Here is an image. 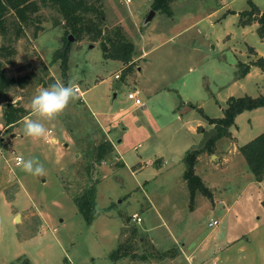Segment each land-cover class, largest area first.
<instances>
[{"label":"rangeland","instance_id":"rangeland-1","mask_svg":"<svg viewBox=\"0 0 264 264\" xmlns=\"http://www.w3.org/2000/svg\"><path fill=\"white\" fill-rule=\"evenodd\" d=\"M97 1L103 31L119 26L134 44L131 68L104 58L99 41L69 35L62 63L64 20L55 24L60 15L49 8L36 37L33 25L11 34L16 51L3 58L4 70L31 81L9 89L27 112L13 126H4L0 103V264L19 257L31 264H264V177L254 179L238 149L264 131V109L238 114L231 135L197 155L194 170L210 196H191L182 177L183 156L208 126L200 111L221 117L228 97L264 93L259 67L238 74V63L264 58L256 20L239 23L252 5L264 11V0H171L170 15L155 11L146 21L152 0ZM53 83L79 91L55 118L34 116L32 98ZM134 88L140 105L127 97ZM29 116L44 124V136L24 134ZM108 137L116 148L97 163L94 147ZM20 156L36 157L43 174L17 166ZM138 161L143 168L134 173ZM91 185L98 216L87 224L74 197ZM211 218L218 222L209 227ZM119 243L134 255L114 263L108 254Z\"/></svg>","mask_w":264,"mask_h":264},{"label":"trees","instance_id":"trees-1","mask_svg":"<svg viewBox=\"0 0 264 264\" xmlns=\"http://www.w3.org/2000/svg\"><path fill=\"white\" fill-rule=\"evenodd\" d=\"M170 1L171 0H152L150 9L170 15ZM45 8H49L60 15L59 19H56L55 24L58 23L61 18L64 20V34L62 38L65 47H62V50L57 53V57L61 58L62 63H65L68 59L69 43L67 42V36L71 35L75 40L88 38L91 41H99L104 58L119 60L124 63L127 68H131L134 44L121 33V28L119 26L115 27L113 31H103L104 11L99 1L0 0V38H2V42L0 43V103H5V106L2 108L4 126H13L27 114L23 106H16L15 102H12L9 89L15 85L24 86L31 81L29 75L13 77L8 76L4 70L5 62L3 58L5 61H10L8 60L9 57L13 56L16 51L13 46L11 34L15 35L16 38L21 37L25 33L24 29L33 25V36L36 37L37 32L42 29L40 25V20L43 18L41 11ZM256 12H259L258 15ZM243 15L247 17L241 18ZM253 19L257 22L256 31L258 37L264 40V11H260L255 5H252L249 11H244L240 14L239 23L241 25H246L251 23ZM249 51L253 52V49L249 48ZM250 64L264 71V58L260 56L252 63H238V74L240 77H244L247 74ZM240 65H242V67ZM120 79L121 78L118 80ZM42 84L44 85L43 82ZM256 108L264 109V93L256 97L248 95L228 97L225 107L222 109L221 117H209L200 111L208 124L215 128L216 135L207 142L204 149L200 151L188 150L183 157L185 168L182 177L186 182L191 196H193L196 191L210 196V191L206 188L199 175H197L194 170L197 155L201 151H208L211 153L214 141L217 138L231 135L229 128L234 125L235 117L243 111H250ZM94 149L96 151L95 162L99 163L112 151L113 145L111 141L105 140L97 144ZM238 149L244 157L254 179L260 181L264 177V131L245 144L239 146ZM155 161L157 162V160ZM74 203L87 224H91L98 216L95 209V189L92 185L86 187L79 195L75 196ZM133 229L135 230V228ZM128 255L133 256L134 254L133 252L130 253L125 245L119 243L118 246L108 254V257L111 261L116 263L119 259ZM163 255L165 254H161L160 256L163 257ZM173 256L174 253H168V255L163 258ZM15 264L31 263L28 259L19 257ZM64 264L71 263L66 260Z\"/></svg>","mask_w":264,"mask_h":264},{"label":"clouds","instance_id":"clouds-1","mask_svg":"<svg viewBox=\"0 0 264 264\" xmlns=\"http://www.w3.org/2000/svg\"><path fill=\"white\" fill-rule=\"evenodd\" d=\"M76 95L75 89L72 86L64 83L54 84L50 89H43L31 100V108L34 116H39L50 120L55 118L62 112L70 100ZM23 132L26 136L32 138H40L44 136L46 129L43 123L32 117H25L23 121ZM37 159L32 157L24 159L22 156L17 157V166H22L23 170L33 175H42L44 172L43 165L33 167V161Z\"/></svg>","mask_w":264,"mask_h":264},{"label":"crops","instance_id":"crops-1","mask_svg":"<svg viewBox=\"0 0 264 264\" xmlns=\"http://www.w3.org/2000/svg\"><path fill=\"white\" fill-rule=\"evenodd\" d=\"M155 14H156V12H155ZM155 14H154V16H155ZM153 16V17H154ZM175 35H177V33H175V34H171V35H168L169 37L168 38H172V37H174ZM148 51H150V49H148L147 51H144L143 52V54H142V56H141V59L144 57V55L148 52ZM115 73L116 72H114V75H115ZM116 80H118V79H116ZM115 85H116V87H120L121 86V82L120 81H116V83H115ZM88 89H85V90H83V94L85 93V91H87ZM130 91V90H129ZM131 91H136L137 93L140 91V89L139 88H134L133 90H131ZM146 94H148L149 96H151V95H153V91H148V92H146ZM83 96V95H82ZM152 97V96H151ZM152 99V98H151ZM144 106V105H143ZM142 106V107H143ZM206 114V113H205ZM208 124V123H207ZM210 126L211 125H209L208 124V126H207V128L206 127H203L202 129H200V132H199V138H201L202 137V132H203V130L204 129H208V128H210ZM109 134V133H108ZM195 134V133H194ZM194 137H193V141H191L192 139H190L189 141H187L186 142V145L185 146H190V145H192V144H195V141H194ZM108 140L109 141H111V143H112V145H113V147L114 148H116V146H115V144L113 143V140H111V139H109V137H108ZM184 157V156H183ZM174 160H178V157H174L173 158ZM149 160V162H150V164H153V162H152V159H148ZM139 163H136V165H134V166H132V172H138L139 170H141L143 167H142V165L140 164L141 162L140 161H138ZM161 162V161H160ZM162 164H166V162L165 161H163L162 162ZM124 165V164H123ZM125 166V165H124ZM161 167H162V165H160L159 167H157L156 168V170H160L161 169ZM172 208H173V205H172ZM97 218V217H96ZM211 219H215V218H211ZM209 226V225H208ZM210 227V226H209ZM182 252V255H184L186 258H189V253H187V252H184V250H181ZM174 253V256L173 257H175L176 255H175V253L176 252H173ZM179 253V252H178ZM177 254V253H176ZM180 254V253H179Z\"/></svg>","mask_w":264,"mask_h":264},{"label":"water","instance_id":"water-1","mask_svg":"<svg viewBox=\"0 0 264 264\" xmlns=\"http://www.w3.org/2000/svg\"><path fill=\"white\" fill-rule=\"evenodd\" d=\"M154 13H155V11L152 10V9H150V12L148 13V15H147L145 21L148 20V19L150 20V18L154 15ZM256 13L258 14L259 12H256ZM145 23H146V22H145ZM68 38H69V40H71V39H72V36L69 35ZM257 56H258V55H257ZM202 134H203V135H202V137H201L199 143H198L197 145L193 146V147L190 149V151H200V150L204 149L205 146H206V144H207V142H208L212 137H214V136L216 135V130H215L214 127H210V128H208L207 130H203Z\"/></svg>","mask_w":264,"mask_h":264},{"label":"built area","instance_id":"built-area-1","mask_svg":"<svg viewBox=\"0 0 264 264\" xmlns=\"http://www.w3.org/2000/svg\"><path fill=\"white\" fill-rule=\"evenodd\" d=\"M115 78H118V75L115 74ZM73 88L75 89V91H79V88L77 86H73ZM127 97L131 100L134 101V104L136 105H140L141 104V100L137 97V92L136 91H128L127 93ZM137 221L140 220L139 217L135 218ZM217 220L216 219H210V221L208 222L209 226H214L217 224Z\"/></svg>","mask_w":264,"mask_h":264}]
</instances>
